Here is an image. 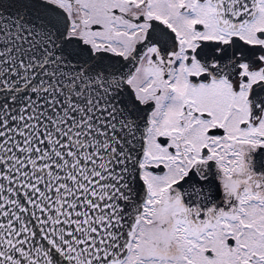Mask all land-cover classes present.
<instances>
[{
  "label": "flooded vegetation",
  "instance_id": "af4514ba",
  "mask_svg": "<svg viewBox=\"0 0 264 264\" xmlns=\"http://www.w3.org/2000/svg\"><path fill=\"white\" fill-rule=\"evenodd\" d=\"M136 63L147 196L109 264H264V0H46Z\"/></svg>",
  "mask_w": 264,
  "mask_h": 264
},
{
  "label": "water",
  "instance_id": "95a60500",
  "mask_svg": "<svg viewBox=\"0 0 264 264\" xmlns=\"http://www.w3.org/2000/svg\"><path fill=\"white\" fill-rule=\"evenodd\" d=\"M46 0H0V264H109L147 196L136 63L68 36Z\"/></svg>",
  "mask_w": 264,
  "mask_h": 264
}]
</instances>
